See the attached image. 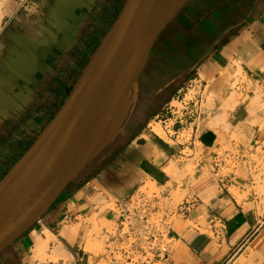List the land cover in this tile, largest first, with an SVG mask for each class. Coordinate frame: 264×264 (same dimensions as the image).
I'll use <instances>...</instances> for the list:
<instances>
[{
    "label": "crops",
    "instance_id": "crops-1",
    "mask_svg": "<svg viewBox=\"0 0 264 264\" xmlns=\"http://www.w3.org/2000/svg\"><path fill=\"white\" fill-rule=\"evenodd\" d=\"M123 2L7 0L2 7L0 187L68 97ZM257 87L264 91V0H188L84 172L0 254V264H102L103 256L87 251L86 221L110 222L106 205L146 183L201 200L199 231L179 238L166 264H264V212L254 198L239 199L251 177L241 184L232 176L202 178L201 164L221 160L234 143L217 121L198 133L202 115L228 112L233 129L244 123ZM189 151L202 154L199 167L179 179Z\"/></svg>",
    "mask_w": 264,
    "mask_h": 264
},
{
    "label": "water",
    "instance_id": "water-1",
    "mask_svg": "<svg viewBox=\"0 0 264 264\" xmlns=\"http://www.w3.org/2000/svg\"><path fill=\"white\" fill-rule=\"evenodd\" d=\"M188 0H126L64 103L0 187V254L84 172L150 52Z\"/></svg>",
    "mask_w": 264,
    "mask_h": 264
},
{
    "label": "rangeland",
    "instance_id": "rangeland-1",
    "mask_svg": "<svg viewBox=\"0 0 264 264\" xmlns=\"http://www.w3.org/2000/svg\"><path fill=\"white\" fill-rule=\"evenodd\" d=\"M125 2L126 0H124L123 6ZM6 4L7 0H0V10ZM118 15L119 14H117L113 23L117 19ZM236 84L237 82L234 83V86H236ZM255 93L256 97L258 98H253L250 102L251 104L252 102L254 104L253 112H250V115L244 123L238 125L234 124L235 127L233 129L228 125L229 116L227 114H210L206 115L204 118L202 115L199 123L198 133L203 131L204 128L212 127L210 122L217 121V124L220 125V128L225 133L229 134L230 143H234V146L230 145L227 147L229 154L221 158L222 162L219 160L211 164L207 162L201 164L202 178L204 179V183L211 182L215 174H218L217 176H232L235 178V184H241L244 181V177L246 178L245 180L249 182L248 178L250 176L252 184H250L247 192L241 195L239 199L242 200L250 197L254 198L257 202L258 208L261 210V212H264V91L261 87H257ZM242 97L243 96L240 95L238 99H241ZM194 119L195 117L189 121L193 122ZM201 155L202 154L198 151L187 152V160L185 161L186 169L183 171V175H181L179 179H183L185 176L191 173L194 175L195 170H197L199 167L198 161H200ZM192 182L193 184L195 183L194 180ZM146 186L152 187L153 185L151 183H146ZM64 195L65 193L58 199L57 202H59ZM185 195L186 193L180 195V192L176 191L173 195V198L175 201L180 203L182 202ZM106 208H113V205H106ZM197 217L198 215H196V213H192L186 217L178 216L174 220V223L171 226V235L174 241V249L177 248V240L179 238L184 237L186 234L191 235L194 234L195 231H199L197 227ZM79 220L80 224L77 225V228L84 224L83 220ZM86 222L92 225L88 231V238L90 240L87 246V251L96 257H101L104 253V234L111 229L113 226V221L100 222L97 220V217H94L92 220ZM202 232L205 233V231ZM102 264H106L104 260ZM236 264H261V261L254 262L252 259H245L242 262L238 261Z\"/></svg>",
    "mask_w": 264,
    "mask_h": 264
},
{
    "label": "built area",
    "instance_id": "built-area-1",
    "mask_svg": "<svg viewBox=\"0 0 264 264\" xmlns=\"http://www.w3.org/2000/svg\"><path fill=\"white\" fill-rule=\"evenodd\" d=\"M195 194L175 201L168 193L142 184L110 208L113 226L104 234L106 264H166L174 249L171 226L179 217L196 213Z\"/></svg>",
    "mask_w": 264,
    "mask_h": 264
},
{
    "label": "bare ground",
    "instance_id": "bare-ground-1",
    "mask_svg": "<svg viewBox=\"0 0 264 264\" xmlns=\"http://www.w3.org/2000/svg\"><path fill=\"white\" fill-rule=\"evenodd\" d=\"M1 5H2V4H1ZM1 10H2V9H1ZM1 10H0V19H1V17L3 16V11H1ZM229 109H230V108H229ZM230 110H231V109H230ZM225 112H226V111L224 110L223 113H225ZM226 113L228 114V112H226ZM226 113H225V114H226Z\"/></svg>",
    "mask_w": 264,
    "mask_h": 264
}]
</instances>
